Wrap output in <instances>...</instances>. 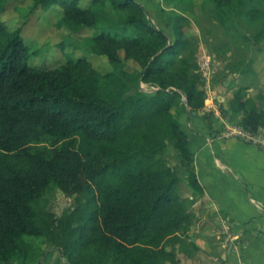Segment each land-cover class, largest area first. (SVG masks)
<instances>
[{
    "label": "trees",
    "instance_id": "1",
    "mask_svg": "<svg viewBox=\"0 0 264 264\" xmlns=\"http://www.w3.org/2000/svg\"><path fill=\"white\" fill-rule=\"evenodd\" d=\"M105 1L32 0L33 9H61L58 27L88 31L86 53L113 68L104 75L86 58L32 66L21 29L0 18V264H46L51 253L63 264H185L198 251L190 206L203 194L180 122L182 107L197 113L206 98L195 51L154 26L136 0H111L120 17L108 21L94 6ZM207 3L264 36L254 0ZM121 52L139 71L122 70ZM227 107L221 115L242 129L264 128V103L242 88ZM179 168L193 200L180 195ZM53 189L72 198L61 216L39 203Z\"/></svg>",
    "mask_w": 264,
    "mask_h": 264
},
{
    "label": "rangeland",
    "instance_id": "2",
    "mask_svg": "<svg viewBox=\"0 0 264 264\" xmlns=\"http://www.w3.org/2000/svg\"><path fill=\"white\" fill-rule=\"evenodd\" d=\"M111 0L99 2L96 8L104 12L108 21H118V16L110 3ZM147 12V18L152 24L168 35L174 41L178 35L189 42L191 50L195 51L198 66L201 64L203 87L205 92L204 107L199 110L207 118L213 106L219 105L227 110L226 103L232 98L235 90L242 88L243 94L256 103H264V36L258 37L257 23H250L244 18H237L230 12H214V7L204 0L173 3L167 0H136ZM83 6L92 5V0H82ZM32 0H7L1 20L11 29H21L24 43L34 52L30 60L32 66L52 69L63 65L68 59L86 58L94 69L104 75L112 71V67L103 56L86 53L82 38L88 34L70 33L65 27H58L61 9L53 6L48 10L33 9ZM255 6L264 13V1L254 0ZM121 31L122 30H118ZM122 59V70L131 75L139 71L132 60ZM204 66V67H202ZM200 68V66H199ZM146 87V86H144ZM134 84L128 93L138 90ZM215 97V99H214ZM186 115L180 118L186 135H189L188 120L193 113L188 107ZM198 111V112H199ZM237 122V120H234ZM260 133L258 132L257 135ZM261 137V136H260ZM179 192L183 198H189L191 188L186 180L185 170L179 168ZM40 205L47 211L61 216L65 210H71L72 198L53 189L40 200ZM196 222V218L195 221ZM189 242L194 244L199 233L192 227ZM45 247L42 246L41 249ZM47 250V249H44ZM46 264H63L56 253L45 256ZM61 262V263H60ZM193 262V261H191ZM191 262L189 264H191ZM188 261L185 263L187 264Z\"/></svg>",
    "mask_w": 264,
    "mask_h": 264
},
{
    "label": "crops",
    "instance_id": "3",
    "mask_svg": "<svg viewBox=\"0 0 264 264\" xmlns=\"http://www.w3.org/2000/svg\"><path fill=\"white\" fill-rule=\"evenodd\" d=\"M219 110L213 106L207 118L194 112L187 121L203 194L190 206L197 222L192 227L200 236L187 264H264V145L226 138L224 131L239 119L231 122ZM258 132L264 141V128Z\"/></svg>",
    "mask_w": 264,
    "mask_h": 264
},
{
    "label": "built area",
    "instance_id": "4",
    "mask_svg": "<svg viewBox=\"0 0 264 264\" xmlns=\"http://www.w3.org/2000/svg\"><path fill=\"white\" fill-rule=\"evenodd\" d=\"M199 70H202L201 64H199ZM204 67V66H202ZM202 74V73H201ZM226 138H238L244 142L250 143L252 145H264L263 139L257 134L250 133L241 127L235 125L228 127L223 134Z\"/></svg>",
    "mask_w": 264,
    "mask_h": 264
}]
</instances>
